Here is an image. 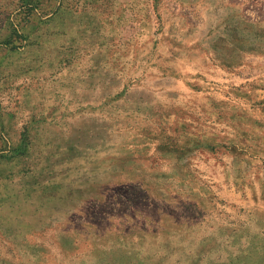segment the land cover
Returning <instances> with one entry per match:
<instances>
[{"label": "rangeland", "instance_id": "374dc122", "mask_svg": "<svg viewBox=\"0 0 264 264\" xmlns=\"http://www.w3.org/2000/svg\"><path fill=\"white\" fill-rule=\"evenodd\" d=\"M0 264H264V0H0Z\"/></svg>", "mask_w": 264, "mask_h": 264}]
</instances>
